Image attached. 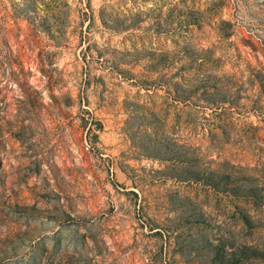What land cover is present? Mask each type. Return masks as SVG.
Segmentation results:
<instances>
[{
	"label": "rangeland",
	"instance_id": "obj_1",
	"mask_svg": "<svg viewBox=\"0 0 264 264\" xmlns=\"http://www.w3.org/2000/svg\"><path fill=\"white\" fill-rule=\"evenodd\" d=\"M0 264H264V0H0Z\"/></svg>",
	"mask_w": 264,
	"mask_h": 264
}]
</instances>
